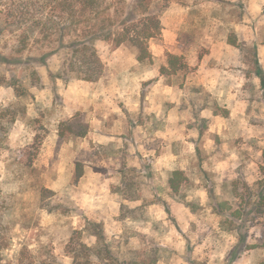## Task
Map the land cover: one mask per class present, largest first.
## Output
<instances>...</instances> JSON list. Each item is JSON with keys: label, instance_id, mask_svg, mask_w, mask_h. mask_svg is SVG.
Returning <instances> with one entry per match:
<instances>
[{"label": "rangeland", "instance_id": "rangeland-1", "mask_svg": "<svg viewBox=\"0 0 264 264\" xmlns=\"http://www.w3.org/2000/svg\"><path fill=\"white\" fill-rule=\"evenodd\" d=\"M153 1L161 35L150 43L151 63H139L130 46L104 42L98 82L53 79L63 53L48 68L20 64L6 74L0 65V75L15 77L0 85V220L12 239L2 263L16 264L26 248L40 261L52 255L71 264L70 238L87 221L104 224L121 261L133 254L157 264L264 261V214L257 210L264 190V0ZM17 45L18 34L0 36L1 53ZM31 45L25 55L49 46ZM169 55L188 68L162 74ZM236 101L242 113L231 119ZM78 125L87 126L84 137L62 138ZM154 159L190 162L181 195L168 186L172 167H156ZM222 160L229 162L220 166ZM41 189L55 196L43 201ZM45 205L69 214H51ZM125 205H143L144 216L125 219Z\"/></svg>", "mask_w": 264, "mask_h": 264}, {"label": "trees", "instance_id": "trees-1", "mask_svg": "<svg viewBox=\"0 0 264 264\" xmlns=\"http://www.w3.org/2000/svg\"><path fill=\"white\" fill-rule=\"evenodd\" d=\"M160 5L153 0H0V36L4 33L18 34V45L11 55L0 52V65L6 67V74L15 65L49 67V61L62 55V65L56 72H50L53 79L76 78L86 82H98L104 72V64L98 53V44L109 42L116 48L130 46L137 52L139 63L152 62L150 43L161 35ZM33 41H47L49 46L38 55H25ZM181 58L168 56V67L161 69L162 74L177 75L187 69ZM262 75L261 71H258ZM29 77L38 78L36 69H31ZM11 78V79H10ZM7 75H0V85H12ZM64 129L62 138L68 132L76 137L87 134V126L78 125ZM80 167V166H79ZM78 167V169H79ZM82 170V169H81ZM83 176L82 171L77 178ZM187 173L174 170L169 173L168 186L174 195H181L182 184ZM43 201L55 196L48 189L39 192ZM142 197H126L128 202L140 201ZM143 205L131 209L124 207V218L141 219ZM51 214H69L64 206L45 205ZM257 210L264 214V190L259 195ZM2 220V219H1ZM0 220V264L5 260L4 253L9 250L12 239L9 230ZM87 236L93 243L83 241ZM264 247V246H263ZM71 264H157V259L148 255L145 258L133 254L128 260L121 261L108 243L104 224L87 221L81 231H74L67 247ZM16 264H64L54 256L40 261L26 248L16 255ZM260 264H264L262 261Z\"/></svg>", "mask_w": 264, "mask_h": 264}, {"label": "crops", "instance_id": "crops-1", "mask_svg": "<svg viewBox=\"0 0 264 264\" xmlns=\"http://www.w3.org/2000/svg\"><path fill=\"white\" fill-rule=\"evenodd\" d=\"M164 67H167V64L165 63L163 65ZM212 84V83H211ZM167 89H169L171 92H173L175 90L174 86H165ZM211 87H215L214 86V83L211 85ZM229 99H232V97H229ZM172 102L175 104L176 103V94L174 93V97L172 99ZM242 104L238 101H236V104H234V107L230 109V118L231 119H234V118H237L238 117V113H242L239 109H241ZM176 111L178 110H175L174 113H176ZM178 113V112H177ZM214 119L217 120V122L219 123L222 122L224 123L225 118H221L219 116H215ZM224 124L222 125V128H224ZM180 130H185V129H179L177 128L176 131H180ZM188 130V129H187ZM220 132V131H218ZM158 136H161V135H158ZM260 139H263L262 137ZM185 143H188L186 141H184ZM155 162L154 164L156 165V167L158 166H161L165 169H168L169 167L171 168L172 171L174 170H180V171H183V172H187L186 169H187V166L186 164H190V162L187 160V159H154ZM188 161V163H187ZM229 161L228 160H222L220 161V166H223V165H226ZM159 168H157L156 170H158ZM160 170V169H159Z\"/></svg>", "mask_w": 264, "mask_h": 264}]
</instances>
